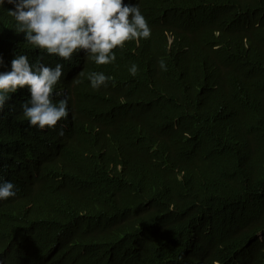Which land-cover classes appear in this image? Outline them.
Here are the masks:
<instances>
[{"label": "trees", "instance_id": "obj_1", "mask_svg": "<svg viewBox=\"0 0 264 264\" xmlns=\"http://www.w3.org/2000/svg\"><path fill=\"white\" fill-rule=\"evenodd\" d=\"M137 2L150 36L86 57L72 125L0 115V177L17 188L0 264H264V0ZM12 25L0 8V70L28 56Z\"/></svg>", "mask_w": 264, "mask_h": 264}, {"label": "clouds", "instance_id": "obj_2", "mask_svg": "<svg viewBox=\"0 0 264 264\" xmlns=\"http://www.w3.org/2000/svg\"><path fill=\"white\" fill-rule=\"evenodd\" d=\"M0 8L13 18L11 29L23 33L20 44L28 51V56L14 52L0 70V115H9L17 106L29 126L43 131L58 121L63 127L74 123L69 84L86 57L97 65L112 63L114 49L151 34L137 0H0ZM158 64L166 70L163 59ZM128 71L135 76L137 65L132 63ZM87 78L93 89L110 79L99 71L89 72ZM58 132L63 135L64 129ZM16 193V185L0 177V200Z\"/></svg>", "mask_w": 264, "mask_h": 264}, {"label": "bare ground", "instance_id": "obj_3", "mask_svg": "<svg viewBox=\"0 0 264 264\" xmlns=\"http://www.w3.org/2000/svg\"><path fill=\"white\" fill-rule=\"evenodd\" d=\"M74 55H78V53H74Z\"/></svg>", "mask_w": 264, "mask_h": 264}]
</instances>
